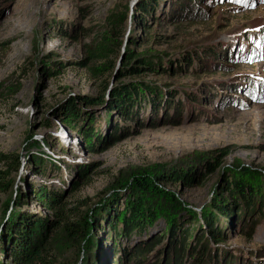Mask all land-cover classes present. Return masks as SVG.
I'll use <instances>...</instances> for the list:
<instances>
[{
  "label": "rangeland",
  "instance_id": "rangeland-1",
  "mask_svg": "<svg viewBox=\"0 0 264 264\" xmlns=\"http://www.w3.org/2000/svg\"><path fill=\"white\" fill-rule=\"evenodd\" d=\"M146 1L0 0V264H167L170 230L193 243L208 216L226 234L210 264H264V218L248 238L251 214L216 210L241 204L225 193L235 179L264 194V52L250 48L264 0H160L142 20ZM246 80L261 84L255 98ZM147 86L161 107L182 105L144 104L143 124L114 108L115 90ZM72 127L93 129L91 143ZM140 198L164 216L116 252L114 220Z\"/></svg>",
  "mask_w": 264,
  "mask_h": 264
},
{
  "label": "trees",
  "instance_id": "trees-1",
  "mask_svg": "<svg viewBox=\"0 0 264 264\" xmlns=\"http://www.w3.org/2000/svg\"><path fill=\"white\" fill-rule=\"evenodd\" d=\"M160 0H151L148 2V0L140 5L139 12L142 15V20H145L143 16H147L148 14H152L153 3L159 2ZM126 20V19H125ZM250 46L251 50L253 51V56L256 57V54L258 53L259 48L261 47V44L253 42ZM247 55V54H245ZM229 57V54H228ZM230 58V57H229ZM192 61V60H191ZM141 63L147 64L149 67L153 69L152 65H150L149 62L141 61ZM139 70L137 67H131L128 71L135 72ZM246 84L249 86L248 89L245 91L246 94L252 96L255 98V96L252 94L251 90L254 88H258L259 84L256 82H252V80H246ZM141 89V88H140ZM137 88H122L120 90H115L114 92V108L118 110L121 114H124L126 118H130L128 120H133L136 123L143 124L144 121H142L140 114V111H142L143 105H149L148 108L151 110L152 114H157L160 110L165 111L164 109H161L162 107L166 110H170L171 108L178 109L182 105V102H178L177 104L172 101L173 97L169 96L168 100L165 101L164 106L161 107V103L159 104L156 99V95L154 91L151 90L148 86L140 92H142L143 95L139 94L137 91ZM139 94V95H138ZM158 96V95H157ZM144 102V103H143ZM169 103V104H168ZM134 104H137V114L134 113L133 108ZM166 104H168L166 106ZM144 109V108H143ZM73 107L69 109V116L67 119H63V122L67 125L70 123V116L74 115ZM131 110V111H130ZM137 116H135V115ZM75 116V115H74ZM73 131H76L77 133H80L83 135V138L85 141H88L91 143L92 136H93V129H90L89 131H83L79 130L77 127H72ZM117 128H115L116 130ZM119 139L118 137H114L113 142H117ZM216 165L215 164H209L208 165V171L209 173H213L216 171ZM136 185L139 188H142L145 191H150L151 189H158L153 181L147 176L142 177H136ZM225 193L230 196L233 199L236 197L239 198L241 201V204H237V202L233 201L231 204H224V201H221L217 207V212L221 215L226 217L227 219H233L235 213L239 214V218H241L242 212L244 211L245 215L251 214L253 216V220L249 222L248 229L246 230V233L244 235L248 238L253 237L254 232L256 230V227L258 226V221L262 220L264 218V194H261L258 199L256 200V190L250 186L248 182H246L243 179H235L232 182H228L226 186ZM159 191V190H157ZM48 196V194H44V196ZM50 198V197H48ZM143 199L140 198V200L135 202H130L128 204L127 209L124 213H122L119 218H116L114 220V226L111 228L112 231V245L114 247V250L117 252L118 247L120 246L118 240L120 238H132L133 235H142L146 228L150 225H152L157 219L163 218L164 215H157L151 207H145V205L141 204L144 203L142 201ZM239 212V213H238ZM205 226L206 228H203L201 225L197 233L194 235V244L189 243V239L191 237V232L189 229L185 228L183 226V229L176 228L177 230H170V234L167 236L169 245H170V254H168V259L170 261L167 262V264H210V261L213 259V256L215 255L216 258L218 256V248L213 249V245H218L220 242L226 241V234L224 233V230L222 231L220 229V223L217 221L213 216L206 217L205 219ZM234 221L236 219L234 218ZM232 224V221H231ZM122 227V228H121ZM113 229V230H112ZM29 232V229H27ZM84 229H82L81 232H83ZM180 232L179 235L177 233ZM26 236V232L24 233ZM80 238L82 240L84 239L83 233H80ZM160 239L157 241L147 244L144 242L140 246L139 243L136 245L137 252L133 256L132 260H134L137 257H140L141 255L151 252L155 249L156 246L160 244ZM117 244V245H116ZM192 244V246L189 247V245ZM27 242L25 239L18 240L16 251L14 254L15 256H21V257H27L26 252L28 251L29 247H26ZM92 245L88 247L87 251H91L93 253ZM189 247V249H188ZM26 248V249H25ZM25 249V250H24ZM125 251V250H124ZM121 253L119 257V262L122 261L124 263H129V259L127 257L123 256V249L121 248L119 250ZM213 254V255H212ZM31 256V255H30ZM225 257V256H224ZM40 254L37 253L35 256H31L29 258V261H33L32 259H39ZM228 262V261H227ZM141 263V262H138ZM260 264V263H259Z\"/></svg>",
  "mask_w": 264,
  "mask_h": 264
}]
</instances>
